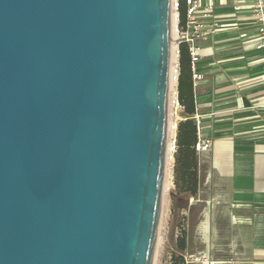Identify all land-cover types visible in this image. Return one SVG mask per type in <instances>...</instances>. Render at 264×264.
Instances as JSON below:
<instances>
[{
  "label": "water",
  "instance_id": "95a60500",
  "mask_svg": "<svg viewBox=\"0 0 264 264\" xmlns=\"http://www.w3.org/2000/svg\"><path fill=\"white\" fill-rule=\"evenodd\" d=\"M170 0H0V264H153Z\"/></svg>",
  "mask_w": 264,
  "mask_h": 264
},
{
  "label": "crops",
  "instance_id": "0c3cea01",
  "mask_svg": "<svg viewBox=\"0 0 264 264\" xmlns=\"http://www.w3.org/2000/svg\"><path fill=\"white\" fill-rule=\"evenodd\" d=\"M212 2L204 24L216 28L200 44L193 85L198 137L211 146L198 153L196 196L183 195L187 249L198 241L189 257L200 264H264V50L249 10Z\"/></svg>",
  "mask_w": 264,
  "mask_h": 264
},
{
  "label": "built area",
  "instance_id": "2783aa9c",
  "mask_svg": "<svg viewBox=\"0 0 264 264\" xmlns=\"http://www.w3.org/2000/svg\"><path fill=\"white\" fill-rule=\"evenodd\" d=\"M185 3V21L183 25L179 24V5L180 0H170L171 13L175 17V26L173 29L174 39L173 54L175 57L174 63L169 66V81L173 83L171 90V99L168 100L169 111L171 112V120L168 127H170V147L166 155L174 167V153H175V138L177 123L180 120L178 112L182 111V107L178 103V76H179V45L181 43L186 44L189 52V69L192 76L193 85L202 79V76L197 73V64L200 61L201 42L205 41L208 35L214 33L215 26H205L206 20H209L212 16L214 5L212 0H183ZM234 10H249L253 16L256 24L260 41L256 48L258 50H264V0H233ZM197 120V116L194 117ZM197 134H199V128L197 126ZM211 146V141L208 139H200L198 137L195 150L200 152L208 151ZM197 259L185 256L186 264H196Z\"/></svg>",
  "mask_w": 264,
  "mask_h": 264
},
{
  "label": "trees",
  "instance_id": "16d2710c",
  "mask_svg": "<svg viewBox=\"0 0 264 264\" xmlns=\"http://www.w3.org/2000/svg\"><path fill=\"white\" fill-rule=\"evenodd\" d=\"M185 21V3L180 0L179 24ZM189 52L186 44L179 45V76H178V103L182 107V119L177 123L175 138L174 167L172 170L173 186L170 191L172 212H180L186 203L183 195L196 196L200 186L198 173V152L195 146L198 140L197 125L193 119L194 91L191 72L189 69ZM180 235L175 241V252L172 253L169 264H186L187 231L182 217Z\"/></svg>",
  "mask_w": 264,
  "mask_h": 264
},
{
  "label": "rangeland",
  "instance_id": "374dc122",
  "mask_svg": "<svg viewBox=\"0 0 264 264\" xmlns=\"http://www.w3.org/2000/svg\"><path fill=\"white\" fill-rule=\"evenodd\" d=\"M171 112L168 107L167 122L171 120ZM173 170V169H172ZM169 183V184H168ZM167 183L166 190H163L162 202L160 209V218L157 232V241L155 245L153 264H169L172 253L175 252V241L180 235V225L182 223V217L184 214L180 212H172L170 203V191L173 189V177ZM192 235L193 230L188 231ZM199 250L198 241L193 243L187 249L185 256L189 257L190 253ZM195 252V253H196ZM197 256V255H196ZM199 262H196L198 264ZM200 264V263H199Z\"/></svg>",
  "mask_w": 264,
  "mask_h": 264
},
{
  "label": "bare ground",
  "instance_id": "6f19581e",
  "mask_svg": "<svg viewBox=\"0 0 264 264\" xmlns=\"http://www.w3.org/2000/svg\"><path fill=\"white\" fill-rule=\"evenodd\" d=\"M174 26H175V17L173 15V13H171V48H170V57H169V64L170 65L173 64L174 60H175V57L173 54V44H172V41L174 39V32H173ZM172 86H173V83L170 80L169 81V95H168L169 98L168 99H171ZM168 107H169V104H168ZM168 125H169V123L167 122L166 155H167V153L169 151V147H170V127H168ZM171 173H172V164H171L170 160L168 158H166L163 190H166V188H167V183L171 178Z\"/></svg>",
  "mask_w": 264,
  "mask_h": 264
}]
</instances>
